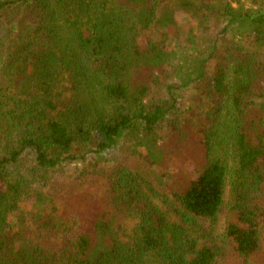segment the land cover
I'll return each instance as SVG.
<instances>
[{"label": "trees", "instance_id": "16d2710c", "mask_svg": "<svg viewBox=\"0 0 264 264\" xmlns=\"http://www.w3.org/2000/svg\"><path fill=\"white\" fill-rule=\"evenodd\" d=\"M247 1H0V264H215L227 183L222 264H264V0Z\"/></svg>", "mask_w": 264, "mask_h": 264}, {"label": "rangeland", "instance_id": "374dc122", "mask_svg": "<svg viewBox=\"0 0 264 264\" xmlns=\"http://www.w3.org/2000/svg\"><path fill=\"white\" fill-rule=\"evenodd\" d=\"M167 1L168 0H159V2L161 3V6H163L165 4V2H167ZM245 6L246 7H250V6H255V4H252L250 1L245 0ZM160 11H161V14H163V15L165 14V16H163V18H166V13H165L164 6L160 8ZM174 17H175V20L178 21V22H186L185 20L188 18V14L179 11V12H177L174 15ZM172 19H173V17H172ZM187 30H188V26H187V24H184L182 35H181L183 38L186 35V31ZM162 32L170 34L172 32V26H170L169 29H165V30L158 29V27H157V29L156 28L154 29L152 27L151 30H150V33H151L152 37L155 40H158V41L160 40L158 38V34H160ZM197 37H198V39H197L198 41L197 42L200 44L201 43V39H204L203 37H205V35L200 36V34H197ZM206 40H207V38H206ZM165 45H168V43H166ZM161 79L163 80V78H161ZM181 92H182L181 96L183 97V99H185V101H183V102L187 103L188 101H186V99L190 98L189 97V92L187 91V89H183ZM184 146H185V144H181V145H179L177 147H179L184 152L185 151ZM177 147H176L175 143L172 145V148H174V149L177 148ZM170 159L171 160H169V161L172 164V166H171L170 163H168V164H170V167L168 168V171H166L165 174H163V177H164L165 180L166 179L168 180L172 174H177V173H174V172H175V169H176L179 161L177 159H173L172 157ZM128 161L129 162L131 161V164H133L135 166V168L137 167L140 171L149 172V170L151 169L148 159L145 158L144 152H141V154L139 156H137V157L134 156L133 158H130ZM79 166H81V165H79ZM187 166L184 165L182 167V169H183V172L181 171L182 174L183 173L184 174H188L189 172H187V170L192 168L194 166V164L191 167H187ZM84 168H85V165H82V169H84ZM160 176H162V175L160 174ZM161 191L164 192L166 190L161 189ZM229 199H230V184L227 183L225 188H224V194H223L224 203H223V205L221 207V210H220L219 216H218V220H217V222L215 224V233L217 234L220 242L224 245L225 251H224V255L222 256V258H218L216 260L215 264H222V261L226 260L228 258V256H229V254H230V246H229V244L226 242V240L224 238L226 222H227V218H228V207H227V204H228ZM162 209H164V208H162ZM203 222L205 223L204 220H203ZM260 236H261L262 243H264V225H263V230L260 233ZM248 261H249L250 264H259L258 262L254 261L253 259H249Z\"/></svg>", "mask_w": 264, "mask_h": 264}, {"label": "water", "instance_id": "95a60500", "mask_svg": "<svg viewBox=\"0 0 264 264\" xmlns=\"http://www.w3.org/2000/svg\"><path fill=\"white\" fill-rule=\"evenodd\" d=\"M1 1V0H0Z\"/></svg>", "mask_w": 264, "mask_h": 264}]
</instances>
